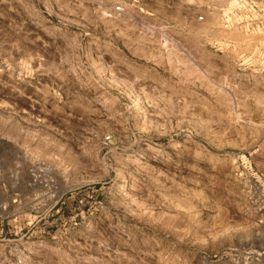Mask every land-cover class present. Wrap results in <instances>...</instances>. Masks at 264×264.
Segmentation results:
<instances>
[{
	"label": "rangeland",
	"instance_id": "obj_1",
	"mask_svg": "<svg viewBox=\"0 0 264 264\" xmlns=\"http://www.w3.org/2000/svg\"><path fill=\"white\" fill-rule=\"evenodd\" d=\"M0 264H264V0H0Z\"/></svg>",
	"mask_w": 264,
	"mask_h": 264
},
{
	"label": "built area",
	"instance_id": "obj_2",
	"mask_svg": "<svg viewBox=\"0 0 264 264\" xmlns=\"http://www.w3.org/2000/svg\"><path fill=\"white\" fill-rule=\"evenodd\" d=\"M118 10H120V9L118 8Z\"/></svg>",
	"mask_w": 264,
	"mask_h": 264
},
{
	"label": "bare ground",
	"instance_id": "obj_3",
	"mask_svg": "<svg viewBox=\"0 0 264 264\" xmlns=\"http://www.w3.org/2000/svg\"><path fill=\"white\" fill-rule=\"evenodd\" d=\"M166 43V42H165Z\"/></svg>",
	"mask_w": 264,
	"mask_h": 264
}]
</instances>
